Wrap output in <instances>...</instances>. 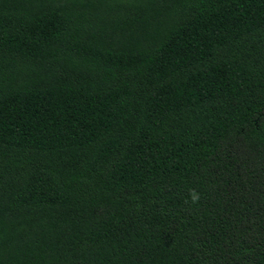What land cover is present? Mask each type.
<instances>
[{"label":"trees","instance_id":"obj_1","mask_svg":"<svg viewBox=\"0 0 264 264\" xmlns=\"http://www.w3.org/2000/svg\"><path fill=\"white\" fill-rule=\"evenodd\" d=\"M0 264H264V0H0Z\"/></svg>","mask_w":264,"mask_h":264},{"label":"clouds","instance_id":"obj_2","mask_svg":"<svg viewBox=\"0 0 264 264\" xmlns=\"http://www.w3.org/2000/svg\"><path fill=\"white\" fill-rule=\"evenodd\" d=\"M198 199H199L198 194L193 193V194H192V201L195 203V202L198 201Z\"/></svg>","mask_w":264,"mask_h":264}]
</instances>
